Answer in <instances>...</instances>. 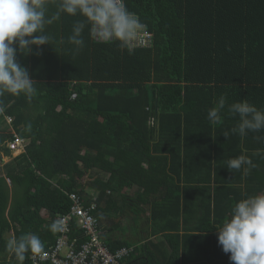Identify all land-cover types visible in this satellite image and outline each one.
<instances>
[{
  "label": "trees",
  "instance_id": "trees-1",
  "mask_svg": "<svg viewBox=\"0 0 264 264\" xmlns=\"http://www.w3.org/2000/svg\"><path fill=\"white\" fill-rule=\"evenodd\" d=\"M124 2L152 48L99 42L86 25L77 50L69 37L84 18L62 15L46 28L51 46L17 54L37 93L0 97V264H18L6 245L25 233L53 254L60 233L48 226L61 217L69 242H87L71 195L93 206L101 246L127 250L120 264H232L215 227L235 202L264 194V131L233 134L238 117L225 108L212 123L207 111L221 95L264 109V0ZM241 155L251 165L229 171Z\"/></svg>",
  "mask_w": 264,
  "mask_h": 264
},
{
  "label": "clouds",
  "instance_id": "clouds-1",
  "mask_svg": "<svg viewBox=\"0 0 264 264\" xmlns=\"http://www.w3.org/2000/svg\"><path fill=\"white\" fill-rule=\"evenodd\" d=\"M51 5L56 10L50 14ZM62 15L84 18L76 22L69 37L77 50L84 47L86 25L90 37L104 43L118 41L121 48L131 47L146 29L140 18L128 10L124 0H0V97L6 93L17 97L23 94L31 100L36 95V82L16 57L18 53L29 55L33 49L39 54L44 45L51 46L52 37L46 28ZM225 108L230 116L239 118L231 129L233 134L246 136L248 132L264 131V109H258L246 99L228 104L226 96L221 95L215 106L208 109L207 119L219 123ZM256 139L264 141V137ZM245 165H251V160L244 155L227 161L229 171L240 170ZM48 228L52 233L61 232L63 221H54ZM215 228L218 244L225 254H230L232 264H264V194L235 202ZM6 247L18 264H24L29 252L33 255L45 252L44 243L34 233L13 237Z\"/></svg>",
  "mask_w": 264,
  "mask_h": 264
},
{
  "label": "built area",
  "instance_id": "built-area-1",
  "mask_svg": "<svg viewBox=\"0 0 264 264\" xmlns=\"http://www.w3.org/2000/svg\"><path fill=\"white\" fill-rule=\"evenodd\" d=\"M152 45L153 35L145 29L138 40L131 47H128V49L129 51L150 49ZM7 146L11 151L18 149L17 154L23 151L21 141L17 137H14V140ZM70 199L74 205L72 216L78 219L79 226L85 230L84 234L90 237V239L79 247L75 245V241L69 242L68 234L70 230L68 222L70 221V217H61L59 220L63 221V231L59 232L60 238L57 239L53 254L44 253L33 256V264H40L48 260L53 264H120V260L127 255V250L121 249L114 254H110L101 246L98 241L99 234L95 229L94 220L88 215L93 206L89 210H84L81 202H79L75 195H71ZM56 253H61L63 258L58 257L57 259Z\"/></svg>",
  "mask_w": 264,
  "mask_h": 264
},
{
  "label": "rangeland",
  "instance_id": "rangeland-1",
  "mask_svg": "<svg viewBox=\"0 0 264 264\" xmlns=\"http://www.w3.org/2000/svg\"><path fill=\"white\" fill-rule=\"evenodd\" d=\"M17 151H18V149L14 150L12 155L13 156L17 155ZM9 160H10L9 158H4V159H2V162L3 163H7V162H9ZM121 226L124 227L125 229H128V231H126V233H125V236L127 237V239L130 240V241L134 240L135 236L133 235V232H132V227H131L132 224L131 223H127V222H123V223H121ZM140 227H141V224H140Z\"/></svg>",
  "mask_w": 264,
  "mask_h": 264
}]
</instances>
